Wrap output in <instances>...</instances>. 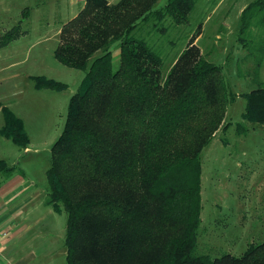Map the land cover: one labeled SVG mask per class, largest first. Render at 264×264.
<instances>
[{"label":"trees","instance_id":"obj_1","mask_svg":"<svg viewBox=\"0 0 264 264\" xmlns=\"http://www.w3.org/2000/svg\"><path fill=\"white\" fill-rule=\"evenodd\" d=\"M158 1L86 0L62 31L57 58L89 67L47 170V203L67 215V264H264V243L241 255L213 257L199 249L201 152L229 127L223 121L231 93L223 68L193 41L174 49L185 36L169 30L187 24L199 0L155 7ZM148 25L153 31L144 32ZM238 40L253 60L246 75L257 83L245 94L244 116L264 125V0L242 11ZM37 86L66 87L46 78ZM5 120L0 132L25 145L21 118L7 109Z\"/></svg>","mask_w":264,"mask_h":264},{"label":"rangeland","instance_id":"obj_2","mask_svg":"<svg viewBox=\"0 0 264 264\" xmlns=\"http://www.w3.org/2000/svg\"><path fill=\"white\" fill-rule=\"evenodd\" d=\"M254 1L199 0L189 22L169 30L172 37L185 36L183 40L178 37L181 43L174 48L176 51L193 41L207 59L223 68L231 93L223 121L229 127L220 128L201 152L203 210L199 249L213 257L224 253L241 255L251 244L264 243V125L250 123L244 116L245 94L257 83L246 75L253 60L246 57L238 40L242 11ZM85 2L0 0V125H5L7 109L21 118L28 141L16 147L15 160L38 188H49L47 170L52 163L53 145L66 123L70 99L89 68L69 66L56 56L63 44L64 26L78 17ZM166 3L159 0L155 7ZM172 20L167 17L163 25L170 24L169 28ZM148 30L153 31L151 25L144 28V32ZM161 37L157 34L156 41ZM111 49L117 68L120 47L115 44ZM100 53L99 50L91 57L89 65ZM168 67L169 64L165 66ZM38 78L53 79L66 87H38ZM260 79L264 81V66ZM55 219L52 237L46 243L52 245L55 256L45 264H67L66 212L55 214Z\"/></svg>","mask_w":264,"mask_h":264},{"label":"crops","instance_id":"obj_3","mask_svg":"<svg viewBox=\"0 0 264 264\" xmlns=\"http://www.w3.org/2000/svg\"><path fill=\"white\" fill-rule=\"evenodd\" d=\"M11 141L0 132V264L50 263L55 255L47 239L57 222L55 214L64 212L47 203L48 186L38 188L24 174L15 160L18 144Z\"/></svg>","mask_w":264,"mask_h":264}]
</instances>
